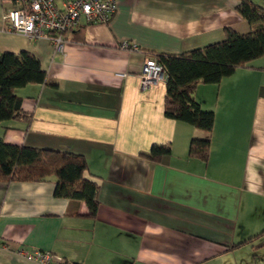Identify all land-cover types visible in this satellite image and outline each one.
I'll return each mask as SVG.
<instances>
[{
    "label": "crops",
    "instance_id": "0c3cea01",
    "mask_svg": "<svg viewBox=\"0 0 264 264\" xmlns=\"http://www.w3.org/2000/svg\"><path fill=\"white\" fill-rule=\"evenodd\" d=\"M240 4L117 0L107 24L81 21L56 53L9 31L3 15L20 4L0 0V53H30L47 77L16 90L31 119L0 123V137L81 155L99 188L91 218L83 201L54 197L53 177L0 182V264H36L16 248L49 253L52 264H264V56L197 86L194 99L214 114L210 133L164 115L165 78L140 88L147 58L220 42L224 28L250 33ZM192 140L209 141L206 162L188 156ZM153 146L170 155L140 156Z\"/></svg>",
    "mask_w": 264,
    "mask_h": 264
},
{
    "label": "trees",
    "instance_id": "16d2710c",
    "mask_svg": "<svg viewBox=\"0 0 264 264\" xmlns=\"http://www.w3.org/2000/svg\"><path fill=\"white\" fill-rule=\"evenodd\" d=\"M237 13L251 32L239 35L224 28L222 41L178 56L155 54L165 77L163 112L172 120L186 123L196 130L210 133L214 114L204 111L194 99L199 84H219L239 68L264 56V9L249 0H241ZM46 73L39 61L28 52L0 53V123L29 122L31 116L21 109L16 90L27 85L43 84ZM209 141L192 140L188 156L207 161ZM170 155L163 146H153L149 154L140 156L157 162ZM87 166L81 155L49 149H36L4 143L0 137V182H42L55 178L54 197L83 201L95 217L98 207V185L85 178ZM264 235V230L256 237ZM245 241L239 245H245ZM76 264V263H74Z\"/></svg>",
    "mask_w": 264,
    "mask_h": 264
},
{
    "label": "built area",
    "instance_id": "2783aa9c",
    "mask_svg": "<svg viewBox=\"0 0 264 264\" xmlns=\"http://www.w3.org/2000/svg\"><path fill=\"white\" fill-rule=\"evenodd\" d=\"M20 6L3 15L6 28L21 34L32 41L46 40L56 53H62L68 36L80 25L81 21L94 24H107L117 9V0H18ZM120 49L138 52L139 49L126 42ZM121 74L119 77L123 78ZM140 88L148 90L156 82L164 80L161 65L154 58H147L140 73ZM7 249L0 242V249ZM14 253L30 263L52 264L58 261L42 251L28 252L16 248Z\"/></svg>",
    "mask_w": 264,
    "mask_h": 264
}]
</instances>
